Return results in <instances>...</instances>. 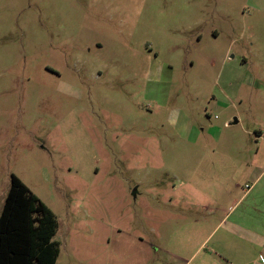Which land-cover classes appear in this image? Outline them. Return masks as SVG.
Here are the masks:
<instances>
[{"label": "rangeland", "instance_id": "obj_1", "mask_svg": "<svg viewBox=\"0 0 264 264\" xmlns=\"http://www.w3.org/2000/svg\"><path fill=\"white\" fill-rule=\"evenodd\" d=\"M263 133L264 0H0V215L57 264H264Z\"/></svg>", "mask_w": 264, "mask_h": 264}, {"label": "trees", "instance_id": "obj_2", "mask_svg": "<svg viewBox=\"0 0 264 264\" xmlns=\"http://www.w3.org/2000/svg\"><path fill=\"white\" fill-rule=\"evenodd\" d=\"M55 213L15 175L0 215V264H57Z\"/></svg>", "mask_w": 264, "mask_h": 264}, {"label": "crops", "instance_id": "obj_3", "mask_svg": "<svg viewBox=\"0 0 264 264\" xmlns=\"http://www.w3.org/2000/svg\"><path fill=\"white\" fill-rule=\"evenodd\" d=\"M259 78V77H258ZM255 77L254 78H252V77H247V80L245 81V83H247V84H249L250 86H253L254 84H255ZM259 81H260V78H259ZM228 85H233V83H230V84H228ZM236 123H239L238 121H236ZM264 134V133H263ZM259 135L260 134H258V135H256V137L258 138V139H260L259 138ZM260 140H262V139H260ZM252 187V186H251ZM245 242H247L246 240H244ZM244 241H242V243H240V246L238 245V253H237V255L236 256H232L233 258H231V262H232V264H250L251 262H250V260H248L247 259V262L246 263H241V260H242V257H244V255L243 254H245L246 252L248 253V248H245V245H248V244H243V242ZM240 258V259H239ZM245 260V259H244Z\"/></svg>", "mask_w": 264, "mask_h": 264}, {"label": "flooded vegetation", "instance_id": "obj_4", "mask_svg": "<svg viewBox=\"0 0 264 264\" xmlns=\"http://www.w3.org/2000/svg\"><path fill=\"white\" fill-rule=\"evenodd\" d=\"M138 193H137V190L135 189L134 191H132V196H133V199L136 200L138 199Z\"/></svg>", "mask_w": 264, "mask_h": 264}, {"label": "built area", "instance_id": "obj_5", "mask_svg": "<svg viewBox=\"0 0 264 264\" xmlns=\"http://www.w3.org/2000/svg\"><path fill=\"white\" fill-rule=\"evenodd\" d=\"M259 138L262 139V140H264V134H260L259 135Z\"/></svg>", "mask_w": 264, "mask_h": 264}]
</instances>
